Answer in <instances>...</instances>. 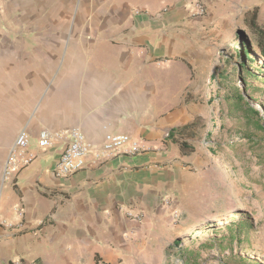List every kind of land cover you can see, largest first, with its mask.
Masks as SVG:
<instances>
[{
  "label": "crops",
  "instance_id": "crops-1",
  "mask_svg": "<svg viewBox=\"0 0 264 264\" xmlns=\"http://www.w3.org/2000/svg\"><path fill=\"white\" fill-rule=\"evenodd\" d=\"M248 13L264 16V0H0L11 98L0 116V264L168 263L165 238L205 148L198 136L213 124L205 99L221 44ZM71 129L94 146L126 134L142 151L88 156L58 177V136ZM22 131L33 159L6 174ZM42 131L55 136L47 149Z\"/></svg>",
  "mask_w": 264,
  "mask_h": 264
},
{
  "label": "rangeland",
  "instance_id": "rangeland-1",
  "mask_svg": "<svg viewBox=\"0 0 264 264\" xmlns=\"http://www.w3.org/2000/svg\"><path fill=\"white\" fill-rule=\"evenodd\" d=\"M250 16L246 14L241 27L221 44V71L205 99L213 124L204 125L198 136L205 148L191 187L183 195L182 213L174 222L177 226L165 238L166 264H264V134L229 117L225 104L226 95L238 88L246 91V99L264 115V58L249 27ZM259 16L264 27V16ZM239 36L251 45L255 63L249 72L257 79L244 81L238 76ZM4 50L0 44V52ZM3 64L0 116L6 107L3 102L11 99L4 101ZM3 126L7 127L0 122V129Z\"/></svg>",
  "mask_w": 264,
  "mask_h": 264
},
{
  "label": "built area",
  "instance_id": "built-area-1",
  "mask_svg": "<svg viewBox=\"0 0 264 264\" xmlns=\"http://www.w3.org/2000/svg\"><path fill=\"white\" fill-rule=\"evenodd\" d=\"M192 16L202 17L206 14V8L200 2H196L191 11ZM53 135L46 131L40 133L37 145L40 149H47L54 143ZM65 140V145L60 160L55 168L58 177H66L86 167L88 156L94 157L95 161H101L119 154H137L142 151L141 143L126 134H107L100 146L89 143L85 135L79 129H71L58 136ZM30 134L22 131L16 138L6 166V174L11 168L29 164L33 157L28 154ZM170 197H165V204L170 206ZM178 218L179 214L174 213Z\"/></svg>",
  "mask_w": 264,
  "mask_h": 264
},
{
  "label": "trees",
  "instance_id": "trees-1",
  "mask_svg": "<svg viewBox=\"0 0 264 264\" xmlns=\"http://www.w3.org/2000/svg\"><path fill=\"white\" fill-rule=\"evenodd\" d=\"M248 24L252 33L254 35L256 45L259 49L260 56L264 58V27L258 22V14L253 13L248 18ZM239 47L237 55L239 56L241 62L236 66L238 76L242 77L245 81L246 77H255L249 72V67H251L255 60L251 58V45L244 38V36H239ZM232 95H226L225 104L227 105V115L232 118H237L240 122H245L247 126H252L256 132H261L264 134V115L253 107L250 102L246 99L244 93L238 88ZM178 243L175 242V245Z\"/></svg>",
  "mask_w": 264,
  "mask_h": 264
}]
</instances>
